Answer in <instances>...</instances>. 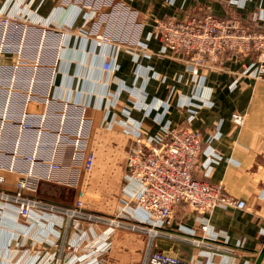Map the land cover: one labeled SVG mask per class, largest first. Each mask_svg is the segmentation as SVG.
<instances>
[{"label":"crops","instance_id":"1","mask_svg":"<svg viewBox=\"0 0 264 264\" xmlns=\"http://www.w3.org/2000/svg\"><path fill=\"white\" fill-rule=\"evenodd\" d=\"M5 8L13 23L0 25V189L15 191L22 175L33 170L35 197L71 206L91 189L97 171L86 178L84 157L104 119L129 121L149 136L187 123L192 110L190 127L220 151L216 160L202 155L194 176L223 183L248 208L216 207L208 216L214 239L202 246L192 241L203 237L196 215L177 213L164 230L173 236L156 237L155 246L188 264H255L264 246V79L243 73L251 57H226L203 83L194 81L182 55L151 34L161 17L232 12L248 21L254 12L264 14V0H0V10ZM106 61L115 66L113 73L104 69ZM234 112L245 115L244 125L234 124ZM51 163L62 168L54 170ZM206 163L213 167L208 177ZM85 199L91 210H116ZM180 225L195 233H180ZM85 229V242L109 234L117 248L127 240L108 233L106 225ZM43 230L37 233L34 222L19 224L14 210H2L0 264H10L9 238L30 243ZM60 232L63 240L66 229ZM19 257L15 261L24 258ZM113 257L104 264L127 263V255ZM48 258L43 264H50Z\"/></svg>","mask_w":264,"mask_h":264},{"label":"built area","instance_id":"2","mask_svg":"<svg viewBox=\"0 0 264 264\" xmlns=\"http://www.w3.org/2000/svg\"><path fill=\"white\" fill-rule=\"evenodd\" d=\"M12 23L7 8L0 10V25ZM151 35L166 49L182 55L186 73L191 74L194 81L203 83L208 73L218 69L226 57H251V62L244 65L243 73L255 80L264 79L262 13H252L248 21L232 12L225 16L189 14L183 19L161 17L155 20ZM141 47L147 45L141 43ZM104 69L113 73L115 66L106 61ZM136 104L142 106V103ZM190 112L187 123L170 129L163 127L162 133L149 136L133 123L128 124L129 121L120 124L116 118L115 121L104 119L91 135L90 147L84 157L86 178L97 171L91 189L88 193L82 191L81 198L71 206L35 197L38 176L31 169L22 175L15 191L0 189V214L2 210H14L19 224L28 226L34 222L38 226L37 233L46 230L44 236L40 234L43 237L37 235L30 243L18 236L9 238L6 260L10 264H43V258L49 256L50 264H104L108 255L116 251L112 236L107 234L102 240L91 243L85 242L82 235L90 225L102 224L107 226L108 233L138 238L122 241L119 247L127 255H136L133 264H188L174 254L157 249L154 242L156 237L173 236L164 230L172 225L177 213L196 215L203 237L192 241L196 246H202L206 240L214 239L208 216L216 207L248 208L247 200L227 192L223 183L194 176L202 155L216 160L220 151L211 148L209 143L205 145L201 133L190 127L194 118L192 110ZM232 121L242 126L246 117L234 112ZM117 125L121 129H117ZM51 168L59 171L62 167L51 163ZM205 168L208 177L213 167L206 163ZM3 182L0 173V184ZM85 196L90 201L110 204L116 210L114 213L91 210ZM42 219H45V225H41ZM62 227L66 232L73 228L63 240ZM179 230L187 235L195 233L184 225H180ZM26 245L32 247L26 248ZM24 253L27 256H23ZM19 255V259L24 258L15 261Z\"/></svg>","mask_w":264,"mask_h":264},{"label":"rangeland","instance_id":"3","mask_svg":"<svg viewBox=\"0 0 264 264\" xmlns=\"http://www.w3.org/2000/svg\"><path fill=\"white\" fill-rule=\"evenodd\" d=\"M261 80H262V79H261ZM50 195H51V194H50ZM50 195L46 194V196H50ZM50 197H51V196H50ZM69 199H70V197H69V198L67 197V198H65L64 201H66V200H67V201H71V202L74 201V200H69ZM178 230H179V229H178ZM179 232L182 233L180 230H179ZM183 234H184V233H183ZM120 235H122V234H120ZM123 236H125L127 239H131V238H132V239H138V238H136L135 236H131V235H123ZM146 239H147V238H146ZM120 254H121L122 256H123V255H127V254H125L123 251H120V250H119V247H117V248H116V251L114 250V251L111 253V257H113V255H116V258H118V256H119ZM109 255H110V254H109ZM133 256H136V255H129V254L127 255V257H126V262H127V263H126V264H133V259H134ZM113 260H114V257H113ZM113 260H112V261H113Z\"/></svg>","mask_w":264,"mask_h":264},{"label":"water","instance_id":"4","mask_svg":"<svg viewBox=\"0 0 264 264\" xmlns=\"http://www.w3.org/2000/svg\"><path fill=\"white\" fill-rule=\"evenodd\" d=\"M263 256H264V246H263V249L260 251L259 258H258V260H257V262L255 264H263L262 263Z\"/></svg>","mask_w":264,"mask_h":264}]
</instances>
